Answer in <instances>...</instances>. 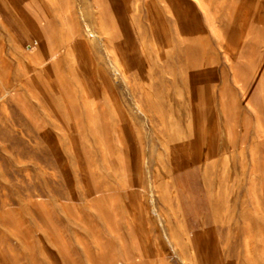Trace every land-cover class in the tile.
Masks as SVG:
<instances>
[{"label": "rangeland", "instance_id": "1", "mask_svg": "<svg viewBox=\"0 0 264 264\" xmlns=\"http://www.w3.org/2000/svg\"><path fill=\"white\" fill-rule=\"evenodd\" d=\"M0 264H264V0H0Z\"/></svg>", "mask_w": 264, "mask_h": 264}, {"label": "bare ground", "instance_id": "2", "mask_svg": "<svg viewBox=\"0 0 264 264\" xmlns=\"http://www.w3.org/2000/svg\"><path fill=\"white\" fill-rule=\"evenodd\" d=\"M77 35V34H76ZM57 52H58V49L57 48H54L51 52V59H55L56 55H57ZM60 54H58L59 56Z\"/></svg>", "mask_w": 264, "mask_h": 264}]
</instances>
